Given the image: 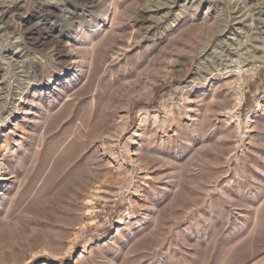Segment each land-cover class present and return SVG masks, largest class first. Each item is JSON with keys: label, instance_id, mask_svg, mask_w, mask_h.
<instances>
[{"label": "rangeland", "instance_id": "obj_1", "mask_svg": "<svg viewBox=\"0 0 264 264\" xmlns=\"http://www.w3.org/2000/svg\"><path fill=\"white\" fill-rule=\"evenodd\" d=\"M161 1L0 0V264H264V0Z\"/></svg>", "mask_w": 264, "mask_h": 264}, {"label": "bare ground", "instance_id": "obj_2", "mask_svg": "<svg viewBox=\"0 0 264 264\" xmlns=\"http://www.w3.org/2000/svg\"><path fill=\"white\" fill-rule=\"evenodd\" d=\"M160 2V1H159ZM162 2V1H161ZM177 2H178V0H164L161 4H162V6H164V7H168V8H172V6H174V5H176L177 4ZM155 3V2H154ZM158 4V2L156 3V4H154L151 8H149L150 9V11H157V9H160L162 6H161V4L160 5H157ZM150 7V6H149ZM173 12V11H172ZM67 15V14H66ZM66 15L64 14L63 15V19L66 17ZM117 14H116V10H115V6H114V4H113V2H112V0H109V3H108V10L106 11V12H104V13H102L101 14V17H103V18H105V20H107V27H106V29L104 28V26H102L101 25V20L100 19H98V21H97V23L95 24V26H94V30L92 31V43L90 42V41H83L84 39H83V37H81L80 35V40L78 41V45H77V47H81V46H85V48H87L88 49V51H90V49L92 50V57L94 56L93 54V52H95L94 50L96 49V48H98V47H96V45L97 46H100L101 44H98V41L96 42V44H95V42H94V39H93V35H94V33L97 35V37L98 36H104L109 30H112V29H114V25H116L115 23L117 22V20H118V18H117V16H116ZM64 20H66V19H64ZM118 23V22H117ZM116 27L117 26H115V29H114V31H116ZM180 30V29H179ZM112 32V31H111ZM83 33H84V31H83ZM82 33V34H83ZM81 34V33H80ZM87 37V36H86ZM86 37H85V40H86ZM91 37V36H90ZM83 39V40H82ZM98 39H100V38H98ZM98 39H96V40H98ZM107 39V38H106ZM104 41V40H103ZM99 42H101V40L99 41ZM104 44V43H103ZM74 45V44H73ZM91 45H92V48H90L91 47ZM76 47V48H77ZM83 48V47H82ZM97 50V49H96ZM85 51V50H84ZM75 52V51H74ZM99 52V51H98ZM78 53V52H77ZM85 55H86V53H84ZM89 54V52H88V54H87V56H86V58L87 59H89L90 57H91V55ZM97 54V53H96ZM76 55V54H75ZM80 56V55H79ZM261 57V56H260ZM70 58V57H69ZM84 58V57H83ZM82 58V59H83ZM85 58V59H86ZM91 59V58H90ZM73 60V59H72ZM76 61L74 62L75 63V65H77L78 63H80L81 61H83V60H80V57L77 59V56H76V59H75ZM221 60V59H220ZM92 61H93V58H92ZM85 62V61H84ZM84 62H81V63H83V65H84ZM88 62V61H87ZM214 63V62H213ZM79 65V64H78ZM82 65V66H83ZM212 67H215V66H213V64L211 65ZM219 66V65H218ZM217 66V67H218ZM76 67V66H75ZM230 67V66H229ZM82 68V67H81ZM76 68H74V71H73V74L71 75V76H68V74H66V73H64V75H62V76H59L58 78H57V80H55V81H58L57 82V84H55V82L53 83V75L51 74L50 76H48L47 77V79H46V83L45 84H38V85H43L41 88H42V90H47L48 88H49V86H50V84H51V88H53V90L51 91V92H49L48 93V97H50V99L52 100V97H53V95H54V91H56L57 93L56 94H60L61 93V89H64L63 87H70L71 86V84H73V83H75V81H77V79H78V77L80 76V71L79 70H75ZM63 71H66V69L64 68V69H61L60 70V72H63ZM212 72V71H211ZM230 72V71H229ZM213 77V76H212ZM212 79V78H211ZM238 80V78H235V80H233L234 81V83L237 85V89H240V90H236L235 91V94H234V96H235V102H236V105L237 106H240L242 103H243V93H242V91H241V88H242V83L240 82V80H239V84L238 83H236V81ZM232 81V82H233ZM58 87H60V88H58ZM69 89V88H68ZM63 91V90H62ZM67 92V91H66ZM36 98H37V93H35L34 95H33V97H32V99H31V106H32V108L28 111V115H30V117H28L30 120H34V124L37 122V121H35V120H37V118L39 117L38 116V114H37V112H36V110H34V109H36L35 107V102H36ZM264 106V91L262 92V95L260 96V98H259V100H256V102H255V105H254V107L248 112V115H247V123L250 121V122H252L251 121V119H252V116L259 110V109H263L262 107ZM39 110V109H38ZM169 111V110H168ZM41 114H42V112H41ZM40 114V115H41ZM234 114V113H233ZM228 115H229V113H228ZM41 117H42V115H41ZM232 117V116H231ZM149 118H151V120H152V122L153 123H156V116L155 115H152V116H150V115H148V114H146V113H143L142 114V116H141V119H140V121H139V125H138V129L131 135V137H130V140H133L134 141V139H135V137L137 136L139 139L138 140H140V135H138V130L146 123V121L149 119ZM40 119V118H39ZM41 120V119H40ZM28 121V120H27ZM40 122V121H39ZM249 124V123H248ZM247 124V125H248ZM22 125H23V123H21L19 126H20V129H24V128H22ZM36 125V124H35ZM124 125V124H123ZM123 125H122V127H123ZM125 126V125H124ZM15 127H18L17 125L15 126ZM121 127V126H120ZM122 127H121V130L120 131H122ZM119 131V132H120ZM22 137V136H21ZM130 142H132V141H130ZM21 143V142H20ZM20 143L18 142V145H20ZM22 144V143H21ZM104 144V143H103ZM102 143L101 144H96V145H94L95 146V148H97V151H96V149H95V152H97L98 153V157H99V159L101 160V161H106V162H108L109 160H108V157L106 158V154L107 155H109V156H111V160H115L116 158H114V150L112 149V148H110V147H106V145L104 146ZM16 145H17V143H16ZM91 145V144H90ZM124 148H126L125 146H124ZM0 149H1V151H0V202H1V200L4 198V196H5V191H6V189L12 184V182H11V179H12V177H13V172H11L10 170H9V165H8V163L6 162V154L7 153H9V152H11L12 154H14L16 151H18V149H19V147H17V148H14V146L12 147V146H9V144L8 143H4L3 145L1 144V146H0ZM90 151V150H89ZM92 152V151H91ZM126 153H129V151H128V149H126ZM91 154V153H90ZM116 155V154H115ZM8 161H10V160H8ZM88 161V160H87ZM7 163V164H6ZM10 164V163H9ZM143 171H144V169H143ZM89 203L90 202H88L87 201V203H86V207L89 209H87L86 207H85V209H87V211H85L86 213H88L89 214V216L88 217H84V219H87V221H88V223H95V218L93 217V216H91V207L89 206ZM86 213H85V215H86ZM84 215V216H85ZM127 220V217L125 218V219H120L119 221H118V223H120V224H122L121 222H125ZM86 221V220H85ZM138 221V220H137ZM140 221V220H139ZM137 223H139V222H137ZM140 225V224H139ZM117 232H120V229H117L116 230Z\"/></svg>", "mask_w": 264, "mask_h": 264}, {"label": "built area", "instance_id": "obj_3", "mask_svg": "<svg viewBox=\"0 0 264 264\" xmlns=\"http://www.w3.org/2000/svg\"><path fill=\"white\" fill-rule=\"evenodd\" d=\"M232 73H233V75L240 76V77H242V75H243L242 70L237 65L233 66Z\"/></svg>", "mask_w": 264, "mask_h": 264}]
</instances>
